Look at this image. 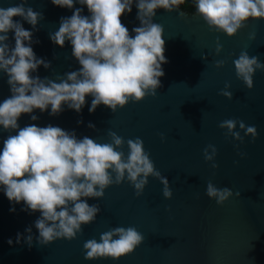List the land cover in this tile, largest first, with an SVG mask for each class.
<instances>
[{"label": "water", "instance_id": "water-1", "mask_svg": "<svg viewBox=\"0 0 264 264\" xmlns=\"http://www.w3.org/2000/svg\"><path fill=\"white\" fill-rule=\"evenodd\" d=\"M21 2L0 0V7ZM25 7L42 14L36 27L22 17L14 21L33 33L30 46L36 57L51 65H40L32 77L59 82L58 77L79 70L71 43L66 41L60 47L50 37L75 8L90 16L87 6L76 2L69 9L55 6L51 0H27ZM137 15L134 0L131 13L122 16V24L132 37L133 29L140 26ZM153 22L164 28L167 60L155 98L129 102L115 113L101 104L93 113L89 111L93 99L89 95L79 113L65 104L61 113L53 116L49 106L47 111L23 114L18 125H52L74 132L77 139L87 136L97 143L110 142L109 131L125 141L139 137L156 170L169 180L173 198H164L163 185L155 177H149L140 197L126 179L109 187L103 199L87 198L90 205L100 206V213L92 224L82 226L76 239L42 246L35 227L40 213L11 202L0 187V264H264V71L257 70L254 88L249 90L237 78L233 63L242 51L264 63V20H249L231 38L212 31L198 14L180 8L171 13L157 9ZM251 33H255V40L249 39ZM8 37L9 47L14 48V31ZM217 40L223 46L218 56ZM25 44L28 46L27 41ZM218 60L226 62L223 68L215 66ZM8 79L7 73L0 71V103L12 95ZM226 83L231 84L232 100L220 95ZM32 115L38 119L33 121ZM226 119L255 126L258 137L253 141L241 131L243 142L236 141L219 127ZM236 130L240 131L239 125ZM15 134L17 130L6 131L0 126V151L3 141ZM210 144L218 150L217 169L204 159L203 150ZM123 151L127 155L126 143ZM209 181L218 188H230L234 194L240 192V197L233 195L223 206L218 205L206 195ZM121 226H134L145 237L133 254L120 260L84 258L86 240L99 241L101 233ZM28 228L31 245L27 242Z\"/></svg>", "mask_w": 264, "mask_h": 264}, {"label": "clouds", "instance_id": "clouds-1", "mask_svg": "<svg viewBox=\"0 0 264 264\" xmlns=\"http://www.w3.org/2000/svg\"><path fill=\"white\" fill-rule=\"evenodd\" d=\"M76 2L86 5L91 15H82V8H75L71 17L62 18L58 31L50 38L60 47L69 41L72 55L81 67L58 77L59 82L32 77L31 73L40 65L45 68L51 65L36 57L30 46L33 33L14 21L15 17H22L35 28L42 14L26 8L27 0L0 7V71L7 73L12 93L0 103V126L6 131L17 130V134L3 141L0 151V187L11 202L23 203L25 210L40 213L35 227L42 246L76 239L78 233L82 234V226L92 224L100 213V206L90 205L87 198L103 199L109 187L126 179L140 197L149 177H155L163 185L164 198H173L169 180L156 170L139 137L125 141L109 131L110 142L97 143L87 136L77 139L74 132L52 125L32 124L23 128L18 125L23 114L47 111L49 106L53 116L59 115L65 104L79 113L89 95L93 97L90 112L103 104L115 113L129 102L155 98L162 86L161 78L165 75L162 65L167 63L164 28L154 23L153 17L157 9L169 13L179 9L184 0H137L140 26L133 29L134 37L122 24V16L131 13L134 0H51L55 6L69 9ZM195 7L212 31L229 38L235 37L249 20H264V0H195ZM10 31L15 33L14 48L7 43ZM255 38V33H251L249 39ZM222 51L223 46L217 40L216 55ZM203 59L206 61L207 57ZM225 63L218 60L215 66L223 68ZM233 63L237 78L252 90L253 77L257 70L264 71V63L247 51H242ZM230 88L231 84L226 83L220 95L232 100ZM31 119L35 121L38 117L32 115ZM237 125L240 131L236 130ZM219 127L236 141L243 142L241 131L253 141L258 137L256 127L246 125L243 120L226 119ZM160 138L165 139L163 134ZM125 143L127 155L123 151ZM217 154V148L211 144L203 150L205 161L214 169L219 167L215 163ZM206 195L223 206L233 195L240 197V192L234 194L230 188H218L209 181ZM27 231V242L31 245V228ZM144 240L134 226L111 228L101 233L99 241L92 238L84 242V258L120 260L133 254Z\"/></svg>", "mask_w": 264, "mask_h": 264}, {"label": "trees", "instance_id": "trees-1", "mask_svg": "<svg viewBox=\"0 0 264 264\" xmlns=\"http://www.w3.org/2000/svg\"><path fill=\"white\" fill-rule=\"evenodd\" d=\"M182 11L188 14H197L195 7V0H184L182 4L178 6Z\"/></svg>", "mask_w": 264, "mask_h": 264}]
</instances>
